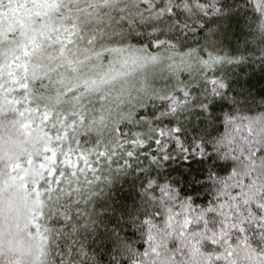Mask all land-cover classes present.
Segmentation results:
<instances>
[{"label": "snow or ice", "instance_id": "snow-or-ice-1", "mask_svg": "<svg viewBox=\"0 0 264 264\" xmlns=\"http://www.w3.org/2000/svg\"><path fill=\"white\" fill-rule=\"evenodd\" d=\"M256 66L264 0H0V264H264Z\"/></svg>", "mask_w": 264, "mask_h": 264}, {"label": "trees", "instance_id": "trees-1", "mask_svg": "<svg viewBox=\"0 0 264 264\" xmlns=\"http://www.w3.org/2000/svg\"><path fill=\"white\" fill-rule=\"evenodd\" d=\"M253 69H248L247 74L242 77V79L251 78L250 80V87L253 91V94L256 93H264V73L261 72L259 66H256L254 69V75ZM257 99L259 100V96H257Z\"/></svg>", "mask_w": 264, "mask_h": 264}]
</instances>
